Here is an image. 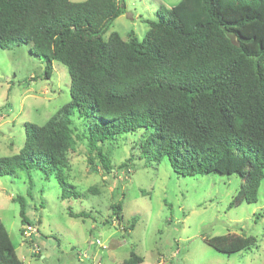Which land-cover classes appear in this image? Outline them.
<instances>
[{"label":"trees","instance_id":"trees-1","mask_svg":"<svg viewBox=\"0 0 264 264\" xmlns=\"http://www.w3.org/2000/svg\"><path fill=\"white\" fill-rule=\"evenodd\" d=\"M125 10V0H0V48L28 43L45 57L47 77L54 60L71 76L70 101L46 123H26L21 150L0 156V176L41 168L56 174L62 198L82 196L62 168L80 137L78 115L86 123L80 135L94 152L91 169L97 159L110 168L103 144L143 130L147 155L167 156L182 175L236 172L241 186L231 205L256 202L264 179V0H180L148 20L143 39L133 30L127 39L116 31L105 39ZM13 199L22 223L32 224L27 198ZM112 208L121 219L122 203ZM207 242L233 254L258 238L227 233ZM143 261L132 249L123 264ZM0 264H23L1 217Z\"/></svg>","mask_w":264,"mask_h":264},{"label":"rangeland","instance_id":"rangeland-1","mask_svg":"<svg viewBox=\"0 0 264 264\" xmlns=\"http://www.w3.org/2000/svg\"><path fill=\"white\" fill-rule=\"evenodd\" d=\"M179 1L125 0V12L104 38L116 31L127 39L133 30L143 39L148 20ZM46 65L28 43L0 48V156L21 150L27 122L42 125L70 101L67 66L54 60L47 77ZM85 127L75 115L80 137L62 167L82 196L62 198L56 174L47 176L41 168L0 176V217L23 264H123L132 249L143 256L140 264H264V179L256 202L231 205L241 186L238 173H177L167 156L146 154L141 144L148 134L143 130L103 144L110 168L97 159L94 170L88 161L94 152L80 135ZM19 194L27 198L30 225L22 223L20 202L13 199ZM118 202L121 219L112 208ZM70 210L88 215L71 216ZM134 217L138 219L127 231ZM227 233L254 235L258 243L226 254L207 242Z\"/></svg>","mask_w":264,"mask_h":264},{"label":"built area","instance_id":"built-area-1","mask_svg":"<svg viewBox=\"0 0 264 264\" xmlns=\"http://www.w3.org/2000/svg\"><path fill=\"white\" fill-rule=\"evenodd\" d=\"M97 242H98L99 244L102 243L100 239H97Z\"/></svg>","mask_w":264,"mask_h":264}]
</instances>
